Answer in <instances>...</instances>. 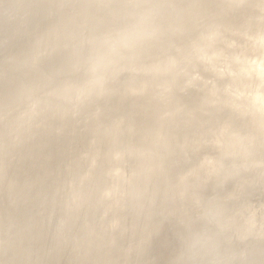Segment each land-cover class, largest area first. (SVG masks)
Returning <instances> with one entry per match:
<instances>
[{"label": "clouds", "instance_id": "9594fccd", "mask_svg": "<svg viewBox=\"0 0 264 264\" xmlns=\"http://www.w3.org/2000/svg\"><path fill=\"white\" fill-rule=\"evenodd\" d=\"M0 264H264V0H0Z\"/></svg>", "mask_w": 264, "mask_h": 264}]
</instances>
